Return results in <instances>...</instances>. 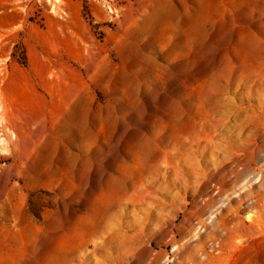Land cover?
<instances>
[{"label": "rangeland", "instance_id": "1", "mask_svg": "<svg viewBox=\"0 0 264 264\" xmlns=\"http://www.w3.org/2000/svg\"><path fill=\"white\" fill-rule=\"evenodd\" d=\"M0 264H264V0H0Z\"/></svg>", "mask_w": 264, "mask_h": 264}]
</instances>
